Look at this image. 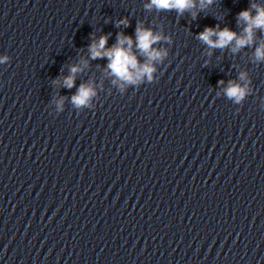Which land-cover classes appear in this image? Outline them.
I'll list each match as a JSON object with an SVG mask.
<instances>
[{
  "label": "clouds",
  "instance_id": "9594fccd",
  "mask_svg": "<svg viewBox=\"0 0 264 264\" xmlns=\"http://www.w3.org/2000/svg\"><path fill=\"white\" fill-rule=\"evenodd\" d=\"M199 3V10L205 11L208 5L214 3V0H150V3L145 5L146 9L155 8L157 10H175L178 15L182 16L185 11H188L192 20H196L199 13L193 11L197 8ZM238 24L242 25L241 32L237 33L229 27L220 28L219 24L215 27L205 26L203 31L199 32L196 38L207 45L209 49H225L230 48L232 53H238L245 47H251L256 42V30L264 33V5L251 3L250 7L241 10L237 15ZM129 26L127 18L121 19L116 26ZM169 41L170 38L161 33H154L151 28H146L142 23L138 22L135 29V40L132 36H126L123 33L117 34L116 43L108 48V35H102L98 41L93 40L88 46L90 58L95 60L97 58H107V69L110 74L115 77L113 83H119L120 90L123 92L126 85H138L144 82H152L154 73L157 71L154 66L157 62H163L168 56L167 50L163 48L154 47L161 41ZM133 44L139 53L145 57L143 63L140 62L138 56L133 52ZM208 55H211L209 51ZM8 60L7 56L0 57V64ZM254 60L256 62H264V42H261L255 47ZM88 67V60H81L80 65H72L70 73L63 78V87L71 89L75 86V77L83 68ZM204 66H207L205 62ZM239 81L244 83L229 80L227 87L223 89L224 94L232 100L235 104H240L247 95L250 94L251 89L246 72H240ZM158 82V81H157ZM55 84H60V78L54 81ZM218 85H224V81H218ZM96 91L93 84L81 83L77 92L71 96V102L76 108L87 107L93 97L96 96ZM63 99L58 102V110L62 111Z\"/></svg>",
  "mask_w": 264,
  "mask_h": 264
}]
</instances>
